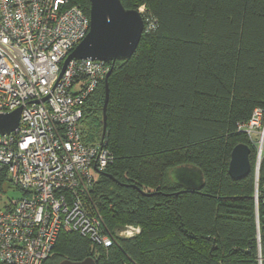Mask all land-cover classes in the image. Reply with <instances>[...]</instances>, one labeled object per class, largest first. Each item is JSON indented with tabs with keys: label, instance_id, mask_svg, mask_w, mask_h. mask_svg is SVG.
Segmentation results:
<instances>
[{
	"label": "trees",
	"instance_id": "obj_1",
	"mask_svg": "<svg viewBox=\"0 0 264 264\" xmlns=\"http://www.w3.org/2000/svg\"><path fill=\"white\" fill-rule=\"evenodd\" d=\"M121 4L144 6V32L129 59L106 62L104 135V79L81 120L82 139L102 141L112 156L92 193L112 243L63 231L42 264H264V154L256 195V148L238 130L264 111V0ZM69 5L88 16L89 0ZM238 144L249 147L250 172L235 181L228 164ZM184 165L202 172L199 191L171 180ZM127 226L138 234L119 236Z\"/></svg>",
	"mask_w": 264,
	"mask_h": 264
},
{
	"label": "built area",
	"instance_id": "obj_2",
	"mask_svg": "<svg viewBox=\"0 0 264 264\" xmlns=\"http://www.w3.org/2000/svg\"><path fill=\"white\" fill-rule=\"evenodd\" d=\"M88 31L89 17L69 0H0V115L21 110L18 128L0 135V172L21 192L0 210V264H42L63 231L111 246L92 193L112 156L81 130L82 105L108 66L74 59L60 75ZM238 130L256 148L257 195L264 111L254 109ZM138 232L127 226L118 235Z\"/></svg>",
	"mask_w": 264,
	"mask_h": 264
},
{
	"label": "water",
	"instance_id": "obj_3",
	"mask_svg": "<svg viewBox=\"0 0 264 264\" xmlns=\"http://www.w3.org/2000/svg\"><path fill=\"white\" fill-rule=\"evenodd\" d=\"M89 31L74 47L63 62L60 75L67 64L74 59L97 60L103 62L129 59L137 48L144 32L145 24L138 10L125 9L121 0H89ZM111 73L108 70L104 77L105 99L102 108L103 127L105 133V108L108 101L107 79ZM43 101L46 98L42 99ZM20 109L0 115V135L9 134L18 128ZM249 147L245 144L236 145L231 153L228 164V175L237 181L245 178L250 172ZM171 180L181 186L183 191H199L204 185L202 172L195 166H180L172 168ZM59 264H96L92 258L82 261L63 260Z\"/></svg>",
	"mask_w": 264,
	"mask_h": 264
},
{
	"label": "rangeland",
	"instance_id": "obj_4",
	"mask_svg": "<svg viewBox=\"0 0 264 264\" xmlns=\"http://www.w3.org/2000/svg\"><path fill=\"white\" fill-rule=\"evenodd\" d=\"M139 11H144V6L138 8ZM255 141L258 139L257 136L254 137ZM21 192L16 189L11 183L6 180L0 183V210L4 209L5 206L12 199H17L20 197ZM121 235V234H120Z\"/></svg>",
	"mask_w": 264,
	"mask_h": 264
}]
</instances>
